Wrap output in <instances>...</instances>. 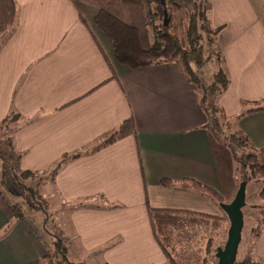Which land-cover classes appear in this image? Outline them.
Here are the masks:
<instances>
[{
  "label": "crops",
  "instance_id": "1",
  "mask_svg": "<svg viewBox=\"0 0 264 264\" xmlns=\"http://www.w3.org/2000/svg\"><path fill=\"white\" fill-rule=\"evenodd\" d=\"M15 5L14 28L0 44V123L18 115L12 143L19 170L43 175L49 196L39 187L35 193L53 205L44 218L32 207L16 221L0 195V264H41L55 240L72 264H167L147 209L194 212L191 200L209 197L190 181L223 198L197 91L178 65L129 70L116 63L94 18L105 12L134 27L147 50L139 0ZM207 12L211 27L221 29L216 45L228 79L217 104L233 119L244 101H264V0H207ZM129 118L134 134L102 147ZM235 125L255 149L264 148V112ZM235 192L231 184V199ZM246 249L249 263L264 264V229Z\"/></svg>",
  "mask_w": 264,
  "mask_h": 264
},
{
  "label": "trees",
  "instance_id": "2",
  "mask_svg": "<svg viewBox=\"0 0 264 264\" xmlns=\"http://www.w3.org/2000/svg\"><path fill=\"white\" fill-rule=\"evenodd\" d=\"M74 1V0H69ZM105 6H120L121 0H93ZM145 11V28L149 35V46L143 50L140 45L137 30L125 25L105 12L98 13L94 18L97 30L108 40L113 50L116 63L129 70H137L149 66L175 64L181 67L187 82L197 91L199 107L203 112L206 123L203 127L209 134L214 145H225L221 138L219 120L227 124L229 128L245 115L264 112V101L243 102L244 111L233 119L226 118L217 102L228 87V80L220 73L208 88L201 85L196 79H192L191 65L201 66L215 55L222 65L221 55L216 46V37L220 28H212L208 21L207 0H139ZM16 18L15 0H0V44L5 42L11 34ZM207 48L213 55L207 54ZM216 48V49H214ZM219 85V86H217ZM18 115L10 114L0 123V195L7 203L13 219L21 221L26 210L31 209L29 204L30 195L34 196L33 188L26 189L20 183V175L31 177L30 172L19 170V156L15 153L12 143L14 123ZM227 126V127H228ZM134 134V125L131 118L124 121L102 143L104 147L116 140ZM236 143V148L248 149L249 152L239 159L236 153L232 154L235 159L250 172L252 179L258 182V198L264 204V148L255 149L246 137L239 133L230 134L227 137ZM226 139V138H225ZM223 141V142H222ZM232 149L231 145L228 147ZM73 158V157H72ZM61 160L53 171L55 174L64 164ZM19 175V176H18ZM34 175V174H33ZM246 180V178H241ZM161 185L167 186L168 181H161ZM189 186L199 194L211 197L221 203L220 196L210 188L204 187L193 181ZM39 197V196H38ZM19 199V203L10 202V199ZM40 198V197H39ZM264 217V212H259ZM206 216L201 213L171 209H147V218L155 240L165 261L172 264V233L170 228L181 229L185 226H198L196 218ZM264 229V224L252 230L251 236L255 239L259 232ZM46 232V230H44ZM41 264H72L67 260L61 242L54 241L51 251L41 259ZM249 264V263H247ZM258 264V263H250Z\"/></svg>",
  "mask_w": 264,
  "mask_h": 264
},
{
  "label": "rangeland",
  "instance_id": "3",
  "mask_svg": "<svg viewBox=\"0 0 264 264\" xmlns=\"http://www.w3.org/2000/svg\"><path fill=\"white\" fill-rule=\"evenodd\" d=\"M3 37H1L0 42L2 39H5ZM207 54L212 56L213 52L207 48ZM190 71L192 79H196L197 82L206 88H208L209 85H213L220 73H223L226 76L223 66L215 55H213L207 63L202 64L201 66L192 64ZM218 120V124L221 125L219 127L221 138L225 142L227 141L224 146L215 144L217 149L215 154L216 162L218 163L219 174L223 181V198L220 197L221 203L214 201L211 197H209L208 200H205L206 197L202 198V196H198L199 198H196V200H191L194 206H197L195 207L194 212L204 213L206 216L196 218L197 222L199 221L198 226H185L181 229L170 228L172 233V264H216V251L224 247L229 227L228 220L220 208V204H229L233 200L234 197L231 199V195L229 196L231 184L234 185V189L237 191L241 178H246L247 182L245 189V207L242 209L243 227L235 264H247L253 262L251 260V255L248 254V249L246 248L252 243V230L264 224V217L259 214L261 211L264 212V204L258 198V182L251 178L249 170L242 167V164L232 155L233 153H236V157L239 159L241 156H244L249 152L248 149H237L236 143L231 142L227 138L232 132L238 133L237 125H235L234 122L232 123V127L229 128L227 124H223L220 118H218ZM230 145L232 149L228 148ZM42 176L32 174L31 177H27L26 175L21 174L19 179L21 180L20 183L26 187V189L33 188L34 196L30 195L29 204L33 209L37 211L41 210L38 211V213L35 212V214L44 218V209L49 211V206H52L53 203L42 201L36 194L37 192L35 193V190H38L39 187L41 193L49 196L47 189H49L50 186L46 183L41 185ZM39 183L40 185L37 186ZM10 202L15 204L19 203L21 206H24L23 202L19 199L13 198L10 199ZM29 212L31 211L24 213L26 218H28ZM40 212H42V214H40ZM56 236L59 238V235ZM56 241L57 240H55V242ZM79 262L76 261L75 264H79Z\"/></svg>",
  "mask_w": 264,
  "mask_h": 264
},
{
  "label": "water",
  "instance_id": "4",
  "mask_svg": "<svg viewBox=\"0 0 264 264\" xmlns=\"http://www.w3.org/2000/svg\"><path fill=\"white\" fill-rule=\"evenodd\" d=\"M246 180H242L233 200L229 204H220L228 223V231L225 245L215 254L216 264H235L238 246L241 240L243 227L242 209L245 207Z\"/></svg>",
  "mask_w": 264,
  "mask_h": 264
}]
</instances>
